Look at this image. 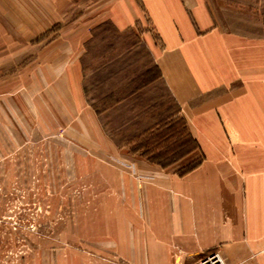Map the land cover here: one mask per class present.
Masks as SVG:
<instances>
[{
  "label": "crops",
  "instance_id": "obj_1",
  "mask_svg": "<svg viewBox=\"0 0 264 264\" xmlns=\"http://www.w3.org/2000/svg\"><path fill=\"white\" fill-rule=\"evenodd\" d=\"M18 1L34 2L40 12L41 28L27 34L52 31L48 41L34 44L40 46L27 62H36L37 80L45 85L35 107L105 135L86 97L81 56L92 28L108 20L137 33L199 146L162 168L111 141L120 147L116 228L124 255L133 264H193L218 251L227 264H264V35L221 26L211 0ZM2 3L0 32L22 34L27 25ZM65 3L74 11L79 3L101 9L86 16L85 27L64 34L84 12L64 13ZM4 129L13 139V129ZM200 155L198 166L177 173Z\"/></svg>",
  "mask_w": 264,
  "mask_h": 264
},
{
  "label": "rangeland",
  "instance_id": "obj_2",
  "mask_svg": "<svg viewBox=\"0 0 264 264\" xmlns=\"http://www.w3.org/2000/svg\"><path fill=\"white\" fill-rule=\"evenodd\" d=\"M28 2L2 3L28 28L20 35L0 32V264H133L125 256L126 245L120 248L118 243L123 184L120 147L113 143L120 145V130L133 122L132 103L172 113L175 103L156 78L113 104L156 71L134 30L119 31L103 20L87 35L81 64L87 100L105 135L93 136L77 122L64 123L67 117L52 108L35 107L36 95L45 85L37 80L36 62H27L40 46L34 44L48 41L52 31L41 36L26 33L42 26L36 3ZM210 3L221 26L264 35V0ZM79 4L77 11L71 3L63 6L67 14L86 11L63 29L64 34L85 27L87 15L101 9ZM0 31L5 30L0 26ZM5 126L13 129V139L6 137Z\"/></svg>",
  "mask_w": 264,
  "mask_h": 264
},
{
  "label": "trees",
  "instance_id": "obj_3",
  "mask_svg": "<svg viewBox=\"0 0 264 264\" xmlns=\"http://www.w3.org/2000/svg\"><path fill=\"white\" fill-rule=\"evenodd\" d=\"M152 66L156 76L142 80L128 95L120 97V100L118 98L112 100L113 104L119 101L121 103L131 95H135L156 78L161 80L160 72L153 62ZM149 70L150 68L145 71V74ZM84 90L86 92L85 87ZM172 100L174 101L173 98ZM174 103V113L168 109L164 112H156L152 110V106L132 103L129 109L133 122L131 126L120 130V146L127 147L129 153L143 157L162 168H168L182 159L186 160L195 153L199 146L189 132L185 120L180 116L178 105L175 101ZM202 158L203 156L200 155L186 161L177 173L182 175L189 172L200 164Z\"/></svg>",
  "mask_w": 264,
  "mask_h": 264
},
{
  "label": "built area",
  "instance_id": "obj_4",
  "mask_svg": "<svg viewBox=\"0 0 264 264\" xmlns=\"http://www.w3.org/2000/svg\"><path fill=\"white\" fill-rule=\"evenodd\" d=\"M219 255L220 253L218 251L211 252L210 254L198 259L193 264H200L199 262L201 260H205L207 262L206 264H211V260L214 259V257H218ZM224 264H227V263H224Z\"/></svg>",
  "mask_w": 264,
  "mask_h": 264
},
{
  "label": "bare ground",
  "instance_id": "obj_5",
  "mask_svg": "<svg viewBox=\"0 0 264 264\" xmlns=\"http://www.w3.org/2000/svg\"><path fill=\"white\" fill-rule=\"evenodd\" d=\"M199 263L206 264L207 262L205 260H201ZM224 263L227 262L222 255H219L218 257H214V259L211 260V264H224Z\"/></svg>",
  "mask_w": 264,
  "mask_h": 264
}]
</instances>
